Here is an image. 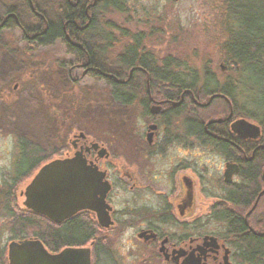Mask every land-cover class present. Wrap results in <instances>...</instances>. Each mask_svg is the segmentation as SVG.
<instances>
[{
	"label": "flooded vegetation",
	"instance_id": "af4514ba",
	"mask_svg": "<svg viewBox=\"0 0 264 264\" xmlns=\"http://www.w3.org/2000/svg\"><path fill=\"white\" fill-rule=\"evenodd\" d=\"M65 1L71 11L69 21L83 30L88 18L92 20L90 9L104 0ZM130 1L125 0V5ZM102 15H95L93 22L102 24ZM7 20L0 30L8 28ZM133 37L132 42L141 40L139 53H149L143 48L142 35ZM90 38L97 36L85 35V40ZM69 39L66 42L81 52L76 57L61 40L53 44L64 48L55 59L66 69L70 84L86 78L105 87V79L110 77L118 85L131 79L130 85L137 89L120 107L129 114H121L119 129L72 131L66 144L54 146L44 158L39 147L33 156L22 157V151H16L11 170L22 157L29 170L36 171L18 190H14L15 183L11 187L12 172L1 179L5 186L0 200L5 264H10L9 244L21 240H38L54 259L65 249H82L78 255L87 264H264V247L258 249L250 242L252 237L264 236V130H245L240 121H252L235 115L230 107L226 114L205 119L201 127L198 111L205 101L195 97L192 84L151 82L150 72L138 63L123 72L124 76H115L104 70L101 57L91 59L87 41L81 45L75 38ZM20 42L33 46L35 34H21ZM103 44L104 39L97 43ZM157 68L166 78L171 72ZM139 73L143 82L138 80ZM182 74L177 76L182 78ZM174 86L179 92L168 97ZM201 86L200 82L195 85ZM254 162L259 166V189L247 202L236 193H248L253 184L248 169ZM47 173L65 180V192L71 199L69 211L52 213L56 220L51 221L58 226L78 218L87 237L81 245L50 251L34 236L11 238V217L45 216L40 182ZM19 200L20 209L15 203ZM95 202L100 204L99 212Z\"/></svg>",
	"mask_w": 264,
	"mask_h": 264
},
{
	"label": "rangeland",
	"instance_id": "374dc122",
	"mask_svg": "<svg viewBox=\"0 0 264 264\" xmlns=\"http://www.w3.org/2000/svg\"><path fill=\"white\" fill-rule=\"evenodd\" d=\"M223 1L131 0L123 12L103 13L101 29L113 34L108 46L104 40L107 51L103 59L115 60L132 37L141 34L143 48L153 55L156 65L171 57L178 64L171 68L194 70L200 81L203 71L209 69L222 82L230 74L222 61L226 37L220 15ZM20 37L18 28L0 30V183L11 172L17 137L44 149V153L40 151L44 158L54 146L66 144L72 131L116 130L121 114H129L126 109L119 112L116 106L107 105V87L101 83L93 84L86 78L78 82L80 87L69 83L66 69L55 59L63 51L62 45L52 44L24 55L19 51ZM24 64L29 73L22 70ZM35 171L30 169L17 179L14 190L27 184ZM1 188L0 184V199L4 195ZM15 203L22 207L20 200Z\"/></svg>",
	"mask_w": 264,
	"mask_h": 264
},
{
	"label": "trees",
	"instance_id": "16d2710c",
	"mask_svg": "<svg viewBox=\"0 0 264 264\" xmlns=\"http://www.w3.org/2000/svg\"><path fill=\"white\" fill-rule=\"evenodd\" d=\"M34 5L35 12L31 10L28 0H0V20L7 14L13 13L15 16H10L6 22V27L17 28L16 20L20 24L21 32L26 34H35L36 42L29 47L26 44L20 48V53L31 55L38 48L47 47L53 44L56 40H61L66 44L65 49L72 52L74 56L81 54L80 50L66 42L65 36L75 38L81 45L84 44L85 35L89 34L97 38H90L88 51L92 60L98 61L100 58L105 65V71L113 73L119 77L136 63L140 64L150 72V81H170L176 83L185 82L192 84L191 91L200 101H207L211 95L213 97L207 105L201 106L198 111L201 127L204 120L216 115L226 114L229 107L235 115L242 116L255 123L260 129L264 130V0H224L222 6L221 17L223 19V33L225 40L222 45L224 52L223 67L229 70L222 82L217 79L214 72L206 69L202 73V79L194 70L187 72H173L171 68L177 63L171 57H166L156 65L153 55L141 52L139 53L140 38L128 44L124 50L116 56L115 60H109L107 57L103 59L104 51H107L105 44L98 46L100 39H104L107 46L113 40V34L101 29L99 22L94 23V16H99L101 13H106L110 10L123 12L126 10L125 0H104L102 3L90 9L92 20L83 30L75 29L69 21L71 19L70 9L66 5L65 0H31ZM106 3L112 4L111 7L105 6ZM55 8V9H52ZM17 18V19H16ZM21 33V34H23ZM125 34L124 32H122ZM140 35V34H136ZM135 35V36H136ZM100 37V39L98 38ZM135 40V37H133ZM27 41V40H26ZM96 43L95 46L93 44ZM102 43V42H101ZM38 62V61H37ZM174 62V63H173ZM36 63L34 64L36 68ZM169 68L168 77L163 75V71L157 67ZM178 66V64H177ZM117 67L118 70L114 68ZM34 69V68H33ZM186 69V68H184ZM25 73L28 68L24 64L22 69ZM30 70L31 67H30ZM134 72V71H132ZM183 73V74H182ZM183 75L179 78L177 75ZM138 80L143 82L142 73H139ZM121 76V75H120ZM124 76V75H123ZM107 90L104 96L107 105L116 106L119 112L123 111L124 103L129 100L133 92L137 89L130 85L131 79L127 80L124 85H118L116 82L107 77L105 79ZM202 83V86L195 87L196 83ZM76 86L80 87L77 83ZM88 87L83 86L82 89ZM81 89V88H80ZM142 90V88H140ZM173 91H178V86L170 89L167 94L172 96ZM69 92L71 90L69 89ZM68 93V92H67ZM223 94L226 99L222 98ZM187 97H189L187 95ZM117 101L121 102L119 104ZM17 147L21 156L35 155L39 150L35 144L24 137H17ZM24 148H27L24 150ZM44 153V149H40ZM25 152V153H24ZM39 152V153H41ZM19 155V154H17ZM21 157L20 163L16 162L11 178L12 184L21 177L29 173V166L23 163ZM18 165V166H17ZM259 166L254 162L250 163L248 169V178L251 184L248 193L237 191L239 198H246V201L251 202L259 187L257 177ZM2 188L5 187L2 184ZM1 200V199H0ZM256 208V207H255ZM258 208V207H257ZM12 226L9 232L11 238H20L23 236H34L50 251H57L66 245H81L87 238L83 231V226L78 218L65 221L61 225H54L52 221L45 217H36L32 214H26L23 217H11ZM3 231L0 230V264H5V249L1 244ZM251 245H256L258 249L264 247V236L252 237Z\"/></svg>",
	"mask_w": 264,
	"mask_h": 264
},
{
	"label": "water",
	"instance_id": "95a60500",
	"mask_svg": "<svg viewBox=\"0 0 264 264\" xmlns=\"http://www.w3.org/2000/svg\"><path fill=\"white\" fill-rule=\"evenodd\" d=\"M30 8L32 11H36L31 0H28ZM94 3V2H93ZM91 3L90 5H93ZM89 5V6H90ZM14 14H8L4 18V21L0 24V26L7 20V18ZM90 22L88 18L86 24L82 27L85 28ZM67 40L70 41L69 36H65ZM79 45V44H76ZM213 95H211L207 102L201 105H207ZM241 124L245 130H249V132L257 131L258 126L254 123H251L247 120H241ZM46 167V166H45ZM38 178V177H36ZM41 183V191H42V213L47 216L50 220H56L52 215L56 214L57 211H69V206L71 205V199L68 195H66L67 183L64 179L52 178V176L48 173L43 178ZM65 192V193H63ZM44 196V197H43ZM95 209L97 212L101 210L99 202H95ZM60 217L61 219L64 217ZM58 218V219H60ZM79 252H83L82 249H65L62 251V256L57 258L50 257L41 246L38 240H21L19 242H11L9 244V262L10 264H87L86 260H83Z\"/></svg>",
	"mask_w": 264,
	"mask_h": 264
}]
</instances>
